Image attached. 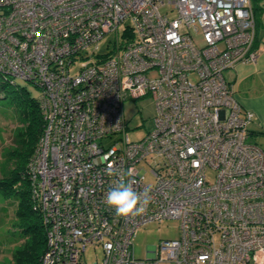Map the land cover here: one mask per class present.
Wrapping results in <instances>:
<instances>
[{
  "label": "built area",
  "instance_id": "built-area-1",
  "mask_svg": "<svg viewBox=\"0 0 264 264\" xmlns=\"http://www.w3.org/2000/svg\"><path fill=\"white\" fill-rule=\"evenodd\" d=\"M254 40L251 0H0V75L40 92L27 177L45 227L41 264H83L87 246L101 249L94 264H264V150L225 78L255 63ZM146 96L152 124L134 141L123 103ZM118 179L149 190L142 215L106 206ZM164 220L178 221V238L136 258V231Z\"/></svg>",
  "mask_w": 264,
  "mask_h": 264
},
{
  "label": "rangeland",
  "instance_id": "rangeland-1",
  "mask_svg": "<svg viewBox=\"0 0 264 264\" xmlns=\"http://www.w3.org/2000/svg\"><path fill=\"white\" fill-rule=\"evenodd\" d=\"M123 26L119 27L120 34ZM192 42L196 47H202L204 42L201 29L192 25L188 30ZM115 35L105 36L99 42V53L106 52V45L114 39ZM91 51V48L88 49ZM154 73L150 74L153 77ZM14 86L23 88L31 98L39 97V89L32 83L12 77ZM11 88V87H10ZM11 90V89H10ZM123 113L129 128L130 138L134 141L142 139L152 124L154 116L153 102L149 96L137 100H125ZM25 121L22 117L20 103L13 98L12 94L6 95L0 92V178H5L14 167V162L7 155L15 148L13 140L24 131ZM145 170V183L152 185L154 182L150 174V168L142 164L139 166ZM210 178L212 174H209ZM18 203L12 197L0 194V264H11L13 254L25 240L21 231L20 220L16 218ZM179 236V223L175 220L162 222H149L139 227L132 239L133 254L138 259L146 257V251L155 247L161 240L177 239ZM102 252L98 246H87L81 256L83 264H94L100 261Z\"/></svg>",
  "mask_w": 264,
  "mask_h": 264
},
{
  "label": "trees",
  "instance_id": "trees-1",
  "mask_svg": "<svg viewBox=\"0 0 264 264\" xmlns=\"http://www.w3.org/2000/svg\"><path fill=\"white\" fill-rule=\"evenodd\" d=\"M0 92L12 94L20 103L25 121L24 131L13 140L14 150L7 154L13 160L14 167L5 178H0V194L12 197L18 203L16 218L20 220L25 238L13 254L11 264H41L40 259L46 248L45 227L29 197L27 165L33 158L44 122L37 99L31 98L25 89L10 83V78L5 79L0 75Z\"/></svg>",
  "mask_w": 264,
  "mask_h": 264
},
{
  "label": "crops",
  "instance_id": "crops-1",
  "mask_svg": "<svg viewBox=\"0 0 264 264\" xmlns=\"http://www.w3.org/2000/svg\"><path fill=\"white\" fill-rule=\"evenodd\" d=\"M255 23V63H238L225 73L242 108L252 114L247 139L264 150V0H251Z\"/></svg>",
  "mask_w": 264,
  "mask_h": 264
},
{
  "label": "clouds",
  "instance_id": "clouds-1",
  "mask_svg": "<svg viewBox=\"0 0 264 264\" xmlns=\"http://www.w3.org/2000/svg\"><path fill=\"white\" fill-rule=\"evenodd\" d=\"M126 175L131 177L132 171L129 170ZM135 181L132 179L126 182L118 179L107 192L104 203L115 211L118 217H134L142 215L151 202L149 190L137 192L134 189Z\"/></svg>",
  "mask_w": 264,
  "mask_h": 264
}]
</instances>
